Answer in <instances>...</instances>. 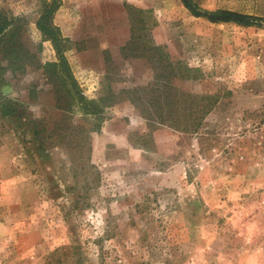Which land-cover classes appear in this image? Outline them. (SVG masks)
I'll return each instance as SVG.
<instances>
[{"label": "rangeland", "instance_id": "374dc122", "mask_svg": "<svg viewBox=\"0 0 264 264\" xmlns=\"http://www.w3.org/2000/svg\"><path fill=\"white\" fill-rule=\"evenodd\" d=\"M193 1L264 19V0ZM38 9L0 0L26 19L29 51L21 69L0 56V264H264V20L213 22L182 0H60L61 49L84 94L108 101L95 131L57 105L44 66L58 48Z\"/></svg>", "mask_w": 264, "mask_h": 264}, {"label": "trees", "instance_id": "16d2710c", "mask_svg": "<svg viewBox=\"0 0 264 264\" xmlns=\"http://www.w3.org/2000/svg\"><path fill=\"white\" fill-rule=\"evenodd\" d=\"M185 7L191 11L194 15L199 17H206L213 22L223 21V22H235L241 25L250 26L256 23L258 20H264L261 17L242 14L229 10H216V11H208L202 9L198 3L193 0H182ZM60 4V0H39V9H38V17L36 19V25L39 30L43 32V34L49 37L55 46L58 48V59L57 61H51L45 63L44 70L45 74L51 77V82L55 89L56 94V102L57 105L62 108L64 111L72 112L75 108H79L80 111L90 118L93 119V130L99 131L101 129V124L103 122V114L104 107L108 101L107 98H99L92 99L88 98L87 95L84 94L82 89L80 88L76 77L74 76L71 67L67 61L66 56L64 55L61 49V36L59 32V28L53 24V18L58 6ZM26 19L24 16L11 17L6 14L4 11L0 10V56L7 53L13 60L17 57V68L21 69L25 66L22 60L23 57L20 53H28L29 51L25 49L20 41V33L23 30ZM59 44V45H58ZM17 53V56H16ZM14 64V63H12ZM1 69V64H0ZM154 84L148 83L146 89L152 92V95L156 91V88L153 89ZM139 88H135L132 90V93H135L134 98L131 97L130 100L135 101V99L139 102L141 106H143V110L152 117L155 115L154 111H151V108L155 106L145 103L142 98L143 94L138 92ZM145 88H143L144 90ZM169 96V102L167 103L169 107H175L180 101L173 100ZM177 95H175L176 97ZM204 100H208L207 103H198V113L200 110V115L197 116L198 122L195 123V127L201 124L204 116L208 115L211 112L213 102L209 101V98H212L211 95H206L202 97ZM202 99V100H203ZM200 104V105H199ZM162 106V103H160ZM186 109L190 110V107H186ZM10 109H6V112H11ZM196 111V112H197ZM8 114V113H6ZM164 120V117L161 116V121ZM195 122V121H194ZM59 124H61L59 122ZM69 131H79L81 127L72 122L71 125H68Z\"/></svg>", "mask_w": 264, "mask_h": 264}]
</instances>
